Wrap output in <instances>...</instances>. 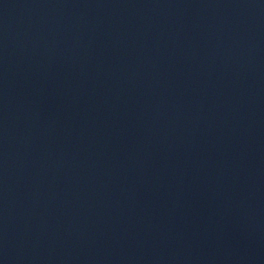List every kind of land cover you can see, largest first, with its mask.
Listing matches in <instances>:
<instances>
[{
	"label": "water",
	"instance_id": "obj_1",
	"mask_svg": "<svg viewBox=\"0 0 264 264\" xmlns=\"http://www.w3.org/2000/svg\"><path fill=\"white\" fill-rule=\"evenodd\" d=\"M0 264H264V0H0Z\"/></svg>",
	"mask_w": 264,
	"mask_h": 264
}]
</instances>
